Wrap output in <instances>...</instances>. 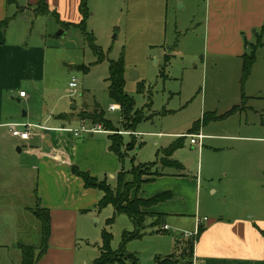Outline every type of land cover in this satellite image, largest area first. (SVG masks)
<instances>
[{
	"label": "rangeland",
	"instance_id": "rangeland-1",
	"mask_svg": "<svg viewBox=\"0 0 264 264\" xmlns=\"http://www.w3.org/2000/svg\"><path fill=\"white\" fill-rule=\"evenodd\" d=\"M179 1L182 0H89L90 17L86 29L94 34L95 42L103 53L102 61L89 48L80 30L61 28L51 15L37 16L35 22L31 18L28 25L33 26V36L47 45V79L42 84L22 89L24 93L33 94L30 114L69 112L81 119L80 114L89 115L98 107L115 129L128 132L123 131L120 125V108L109 110L114 103L107 95L109 60L122 58L124 92L133 101V111L141 113L142 119L133 130L137 135L135 138L122 135L123 157L113 161L116 170H102L98 176L89 172L90 175L115 189L119 171L130 172L137 165L156 162L157 169L168 174L180 173L179 176L185 179L183 183L174 180L169 183L167 177L160 181V186L170 184L175 188L167 209L180 206L184 213L190 214L188 211L197 207L200 210L197 216L209 219V222L221 215L232 217L230 214H218L223 207L228 210L251 208L261 212L264 209V190L261 194L259 183L250 180L244 183L241 178L248 166L254 167L256 177L263 171L264 178V139L234 138L214 142L205 138L198 150L197 145H190V137L186 134L202 116L203 104L207 109L212 106L218 113H223L240 103L239 95L243 93L245 97H252L248 105L264 107V46L255 50V63L241 90L242 60L213 56L207 52V35L203 29L204 0H184V6ZM251 36L247 39V52L251 50L250 43L257 39L255 33ZM262 41L264 43V39ZM166 55L169 57L167 61ZM81 66L88 67V70L83 71ZM73 77L78 80L76 93L68 87ZM257 115L247 108L225 121L207 124L201 133L222 134V128L235 126L238 120L258 121ZM81 120L95 125L88 119ZM232 135L260 137L263 134L239 130ZM178 142L180 146L173 151L171 158L182 168L161 167L157 153ZM217 143L224 144L217 146L219 149L214 148L212 145ZM14 156L19 157L18 154ZM80 170L88 172V169ZM135 173L141 179L150 177L149 170L138 167L134 173L125 174L127 185L132 184ZM191 179L194 180L192 184L188 182ZM19 184L22 185L19 188H23H18L21 191L19 195L9 193L15 189L0 191V264H21L18 243L36 249L39 247V221L33 218L24 223L22 214L16 209L23 201L22 197L28 199L29 193L27 183L18 182L17 186ZM101 194V191L91 188L90 195L80 204L86 211L78 214L81 239L77 264H84V260L93 264L104 229L112 234V250L118 249L125 231L133 230L128 217L115 214L112 205L99 210L94 207ZM133 196L141 198L136 189L131 191ZM186 214L176 217L182 224L181 228L168 221L172 217L167 215V232L162 230V223L152 225L153 219L147 218L144 235L130 240L125 246L126 253L134 255L136 264H153L154 255L171 252L175 240L181 239L182 233L196 232L194 218ZM243 215L246 217L247 214ZM110 218L113 220L108 224ZM24 230L29 232L28 236L23 234ZM186 242L183 241L185 247Z\"/></svg>",
	"mask_w": 264,
	"mask_h": 264
},
{
	"label": "crops",
	"instance_id": "crops-1",
	"mask_svg": "<svg viewBox=\"0 0 264 264\" xmlns=\"http://www.w3.org/2000/svg\"><path fill=\"white\" fill-rule=\"evenodd\" d=\"M37 1L14 0L8 3L6 0H0V191L15 189L9 193L19 195L21 191H18V188L22 185L17 186V183L23 182L29 185L28 199L22 197L23 201L16 206L22 214L24 223L36 218L35 210L32 209L34 206L38 205L49 210L51 232L48 247L36 264H77L81 239L78 234V214L86 211L81 209L80 204L90 195L91 188H85L82 181L81 185L79 184L80 178L75 175L73 168L88 169V172H94L98 176L97 174L102 170L104 172L116 170L117 166L113 161H116L117 157L109 149L108 136L112 131L103 129L105 132L74 136L71 131L64 128H79L82 124L90 123L69 112L30 114L33 94L25 93V97L19 96V92L23 91L24 87L42 84L47 79V45L40 38L36 40V36H33V26L28 25L31 18L34 22L37 20L33 12ZM79 2L80 0H46L49 10L57 13L59 21L68 23L80 21ZM179 4L184 6V0L179 1ZM203 4V29L207 35V52L213 56L241 59V55L248 49L245 41L250 39L251 33L258 31L264 23V0H204ZM251 99L252 97H247L244 107L236 113L249 108L253 113L258 114V121L253 120L249 123L247 119L243 122L238 120L235 126L222 128L224 130L222 134L201 132L208 126L207 124L225 121L236 113L221 120L201 123L194 132L186 134L188 137L192 134H202L201 146L199 147L198 143L191 144L189 140L190 145H197L200 150L205 138H211L214 142L231 141L234 138L264 139V107L248 105ZM239 101L241 102V95ZM201 102L203 103V98ZM24 107L26 109L21 110ZM209 108L202 105V116L205 112L221 115L229 110L218 113L216 107ZM14 122L40 124L49 129L34 132L23 141L11 135L7 124ZM239 130L245 132L252 130L263 135L260 137L232 135ZM221 144L224 143L212 146L219 149L217 146ZM17 154L19 157L15 158L14 155ZM160 171L163 175L155 178L150 176L148 178L153 180L141 185L139 189L141 198H150L163 191H170L173 197L175 188L170 187V184L160 186V181L165 179L164 177L168 178L169 183L171 180L182 183L185 180L179 176L180 173L168 174L162 169ZM256 176L254 167L248 166L241 181L245 183L250 180L259 183L262 194L263 171L259 177ZM195 180L198 181V178L195 177ZM188 182L192 184L194 180ZM101 196L102 194L98 198L100 199ZM168 201L170 202L171 199L144 209L146 212L163 214L162 227L166 225L168 229L162 230L166 232L169 230V224L165 222L167 215L172 217L168 218V221L181 228L182 224L178 223L176 217L186 214L180 206L177 209H167ZM188 212L190 214L186 215L194 218V229L198 228L199 219L200 225L204 228L194 243L191 263L195 259L201 264H264V217L260 216L264 215V209L258 212L252 211L251 208L228 210L223 207L219 209L218 214H230L232 217L226 218L221 215L213 217L210 222L209 219L197 216L200 213L197 207H193ZM243 214H247L246 217ZM93 218L96 220L95 217ZM18 228L22 229V227ZM23 234L28 236L29 232L24 230ZM192 234L194 231L187 235L182 233V238L178 240L182 243ZM19 244H17L18 249ZM99 246L95 251L96 258L100 253ZM172 249L167 254H155L154 257L168 255L174 251V247ZM84 264H87L86 260Z\"/></svg>",
	"mask_w": 264,
	"mask_h": 264
},
{
	"label": "trees",
	"instance_id": "trees-1",
	"mask_svg": "<svg viewBox=\"0 0 264 264\" xmlns=\"http://www.w3.org/2000/svg\"><path fill=\"white\" fill-rule=\"evenodd\" d=\"M8 3L14 2V0H6ZM89 0H80L79 2V12L81 14V19L78 23H68L60 22L56 12H51L47 6L46 0H38L36 5L33 8L34 15H51L59 23L63 29L74 28L80 30L85 41L87 42L89 48L98 56L100 61L103 60V53L95 42V36L92 32H89L86 29V22L90 16L88 9ZM21 9L19 8V11ZM5 23V22H4ZM257 36L255 42L250 43L251 50L249 52L245 51L241 55L242 65H241V77H240V87L241 90L245 81L251 73V69L255 63V50L259 46H264V23L260 29L254 32ZM248 42L245 41V45ZM253 45V46H252ZM169 59L168 55L165 57V61ZM83 71H87L88 67L81 66ZM108 89L107 95L108 98L114 103L118 104L121 111V120L120 125L124 128L123 131H132L135 128L136 123L141 119V113L133 111V101L124 92V67L122 58L117 60H109L108 66ZM247 97L242 93L241 102L239 105L233 106L228 111L224 112L221 115H216L214 112H205L200 120H198L192 130L189 133H192L201 123H206L211 120H221L227 118L228 116L236 113L238 110L242 109L246 103ZM81 119H88L92 124L101 125L105 130L112 131V134L108 136L110 145V151L117 156L119 160L122 159L123 153L121 150L122 147V134L115 129L112 122L105 117L103 110H100L96 107L89 115L80 114ZM180 146V143H174L169 145L167 148L162 149L157 153L159 163L161 167H176L181 169V165L174 159L171 158L173 151ZM138 167H144L150 171V178H155L163 175V173L157 169V163L151 162L147 164L137 165ZM138 167H133L131 173H134ZM75 175H77L85 188H93L102 192V196L94 206L98 210L106 205H112L115 209V214H124L128 217L132 223L133 230L125 231L122 235V240L118 249L112 250L110 243L112 240V234L104 229L102 231V241L100 245V253L97 258L94 259L93 264H136V258L133 254H127L125 251L126 244L133 239L140 238L144 235V230L146 228L147 218H152V225H159L162 223L164 218L163 214L150 213L146 212L144 209L149 208L153 205H156L160 202H164L172 197L170 191H163L157 193L150 198H137L136 196L131 197L132 189H136V192L139 191L141 185L153 179H141L138 174L135 173L134 179L131 185H127L128 182L125 181V174L130 173L129 171L125 172L121 170L117 173V186L115 189L110 188L104 181H99L96 177L91 176L89 172H83L78 168H73ZM37 196V201H38ZM35 217L40 222V237H39V247L36 249L30 245L19 244V249L21 251V264H36V262L42 257L48 247V241L50 236V213L47 208H43L37 205L34 211ZM113 218L107 220L108 224H111ZM203 227L199 224L196 232L185 239L187 242H180L175 240L174 251L165 256H155L153 264H190L193 246L199 235L203 231ZM166 232V231H164ZM184 240V241H185ZM38 250V251H36Z\"/></svg>",
	"mask_w": 264,
	"mask_h": 264
},
{
	"label": "built area",
	"instance_id": "built-area-1",
	"mask_svg": "<svg viewBox=\"0 0 264 264\" xmlns=\"http://www.w3.org/2000/svg\"><path fill=\"white\" fill-rule=\"evenodd\" d=\"M68 87L71 89L72 93H76V91L78 90V80L73 77L71 78V80L68 83ZM19 96L20 97H25V93L23 91L19 92ZM119 106L112 104L109 106V110L113 111L118 109ZM7 126L9 127V130L11 132V135L15 138H18L20 140H27L29 138V136L37 131H41V130H46L49 129L43 125L40 124H30V123H26V122H14V123H8ZM63 129V128H61ZM64 130L67 131H71L73 133L74 136H79L80 134H86V133H100V132H105V130H103L101 128L100 125L95 124V125H85L82 124L79 128H64ZM124 133V134H134L133 132H119ZM190 137V143L191 144H195L198 143V146H201V139L203 138L202 134H192L189 135ZM201 223V220H197V225H199ZM163 230L168 229V226L164 225L162 227ZM191 264H201L198 263L195 259H193Z\"/></svg>",
	"mask_w": 264,
	"mask_h": 264
},
{
	"label": "water",
	"instance_id": "water-1",
	"mask_svg": "<svg viewBox=\"0 0 264 264\" xmlns=\"http://www.w3.org/2000/svg\"><path fill=\"white\" fill-rule=\"evenodd\" d=\"M72 108L74 107V105L71 106ZM25 115V114H24ZM19 150V149H18Z\"/></svg>",
	"mask_w": 264,
	"mask_h": 264
}]
</instances>
